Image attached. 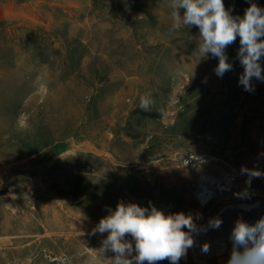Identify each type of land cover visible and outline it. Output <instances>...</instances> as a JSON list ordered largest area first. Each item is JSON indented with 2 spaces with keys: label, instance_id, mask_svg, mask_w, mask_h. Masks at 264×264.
I'll return each instance as SVG.
<instances>
[{
  "label": "rangeland",
  "instance_id": "1",
  "mask_svg": "<svg viewBox=\"0 0 264 264\" xmlns=\"http://www.w3.org/2000/svg\"><path fill=\"white\" fill-rule=\"evenodd\" d=\"M168 3L0 0V264H90L86 247L107 236L90 233L120 201L198 226L212 209L200 178L218 171L258 170L247 188L264 193V81L239 84V38L218 77L198 28L169 33ZM224 3L234 16L249 7ZM201 152L216 164L184 169ZM193 252L176 264H227L232 242L203 261Z\"/></svg>",
  "mask_w": 264,
  "mask_h": 264
},
{
  "label": "clouds",
  "instance_id": "2",
  "mask_svg": "<svg viewBox=\"0 0 264 264\" xmlns=\"http://www.w3.org/2000/svg\"><path fill=\"white\" fill-rule=\"evenodd\" d=\"M248 2L249 7L242 17L232 15L224 0H169L168 8L172 19L169 33L181 28H198V54L201 58L208 54L218 58L214 70L218 77L233 69L226 49L239 38L237 59L243 68L239 84L251 92L254 78L264 81L261 64L264 58V8L253 0ZM139 101L144 111L150 110L154 103L149 95L141 96ZM242 171L249 172L250 176L261 175L258 170ZM108 213L90 233H107L100 248L86 247L90 264H104V259L108 264H159L166 259L176 264L194 246L193 233L201 231L191 214L165 215L154 206L149 209L120 201L115 210L108 209ZM221 224L222 221L215 218L209 221L208 227L218 229ZM127 236L132 239H126ZM230 239L232 252L227 264H264V217L254 224L238 219ZM108 251L114 254L111 258L105 257ZM202 251H209L207 243L202 246Z\"/></svg>",
  "mask_w": 264,
  "mask_h": 264
},
{
  "label": "bare ground",
  "instance_id": "3",
  "mask_svg": "<svg viewBox=\"0 0 264 264\" xmlns=\"http://www.w3.org/2000/svg\"><path fill=\"white\" fill-rule=\"evenodd\" d=\"M233 176H203L200 178L201 187L197 191L200 200L206 203L211 195L214 194L215 197L209 200L212 207L209 214L198 223V228L201 231L193 233L195 243L191 249L195 251L193 252L194 257H197L199 261L219 256L226 251L232 242L230 236L238 219L254 224L258 219L264 217L263 191L247 188V179H250V176L239 173ZM207 183L211 185V190L208 189ZM210 193L212 194L210 195ZM215 218L222 221L218 229L208 227L209 221ZM97 235L104 236L100 233ZM205 243L209 245L207 253L202 251V246ZM159 264L162 263L159 262Z\"/></svg>",
  "mask_w": 264,
  "mask_h": 264
},
{
  "label": "built area",
  "instance_id": "4",
  "mask_svg": "<svg viewBox=\"0 0 264 264\" xmlns=\"http://www.w3.org/2000/svg\"><path fill=\"white\" fill-rule=\"evenodd\" d=\"M216 164V160L214 159V157L212 155H210L209 153H206V152H201V153H198V154H184L183 157H182V165L184 167V169H186L187 171H192V170H195L196 168L200 167V166H211V165H215ZM233 175H236V174H228L227 172H221V171H218L216 172V174L214 175H206V176H226V177H229V176H233ZM234 177V176H233ZM201 187V185H200ZM207 187L209 190L212 189L211 185L207 183ZM210 187V188H209ZM215 197V195H211L210 196V200H212L213 198ZM198 198L200 199V197L198 196ZM208 202L205 204L207 205Z\"/></svg>",
  "mask_w": 264,
  "mask_h": 264
},
{
  "label": "water",
  "instance_id": "5",
  "mask_svg": "<svg viewBox=\"0 0 264 264\" xmlns=\"http://www.w3.org/2000/svg\"><path fill=\"white\" fill-rule=\"evenodd\" d=\"M66 150H67V146L63 145V144L55 145L53 147V151L57 155L61 154L62 152L66 151ZM1 194H4V193L2 192ZM22 196H23V193L18 194V197H22Z\"/></svg>",
  "mask_w": 264,
  "mask_h": 264
}]
</instances>
